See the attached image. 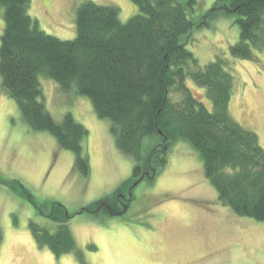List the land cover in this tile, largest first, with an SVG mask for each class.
<instances>
[{"label":"trees","instance_id":"16d2710c","mask_svg":"<svg viewBox=\"0 0 264 264\" xmlns=\"http://www.w3.org/2000/svg\"><path fill=\"white\" fill-rule=\"evenodd\" d=\"M130 1L139 14L123 23L116 6L81 3L76 36L64 40L40 28L30 15L32 0H0L2 90L31 131L49 133L75 156L82 177L91 172L84 145L89 131L71 113L59 122L49 113L41 76L63 92L88 97L98 116L110 120L117 149L133 159L130 193L133 184L156 180L172 148L186 141L198 152L220 203L238 216L264 222V148L256 133L230 115L234 75L222 57L203 68L186 43L198 0ZM207 16L234 17L240 42L230 48L233 57L253 61L254 49L264 50V0H217ZM188 79L205 89L213 108L193 95ZM174 90L182 93L180 101L171 98ZM14 186L22 188L19 182ZM22 191L32 200L28 190ZM132 201L120 190L84 211L121 215ZM53 207L58 212L48 217L58 221L57 229L51 232L31 221L35 242L57 258L73 253L86 264L67 225L72 216L59 203ZM3 239L0 227V247Z\"/></svg>","mask_w":264,"mask_h":264},{"label":"rangeland","instance_id":"374dc122","mask_svg":"<svg viewBox=\"0 0 264 264\" xmlns=\"http://www.w3.org/2000/svg\"><path fill=\"white\" fill-rule=\"evenodd\" d=\"M86 1L32 0L30 15L48 35L70 40L77 32L76 11ZM91 1L118 7L122 23L139 14L130 0ZM216 1L198 0L190 12L194 27L186 43L203 68L221 57L228 63L235 84L230 115L256 133L264 148V50L254 49L253 61L231 55L240 30L234 17L207 16ZM3 12L0 8V39ZM40 82L44 103L58 122L71 113L87 127L84 145L91 172L82 177L75 156L54 136L31 131L16 102L2 90L0 75V264H80L76 254L57 258L35 242L31 221L51 232L59 225L48 217L58 212L54 203L72 216L67 225L86 264H264V222L238 216L220 203L188 142L172 148L169 164L156 180L143 179L130 193L133 159L117 149L110 120L98 116L88 97L63 92L43 76ZM187 86L213 108L204 88L191 79ZM171 98L180 101L182 93L174 90ZM120 190L133 198L123 214L84 211Z\"/></svg>","mask_w":264,"mask_h":264},{"label":"water","instance_id":"95a60500","mask_svg":"<svg viewBox=\"0 0 264 264\" xmlns=\"http://www.w3.org/2000/svg\"><path fill=\"white\" fill-rule=\"evenodd\" d=\"M138 183H135L134 186H137Z\"/></svg>","mask_w":264,"mask_h":264}]
</instances>
